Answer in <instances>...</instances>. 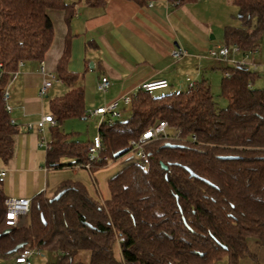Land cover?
I'll return each instance as SVG.
<instances>
[{
    "label": "trees",
    "instance_id": "trees-1",
    "mask_svg": "<svg viewBox=\"0 0 264 264\" xmlns=\"http://www.w3.org/2000/svg\"><path fill=\"white\" fill-rule=\"evenodd\" d=\"M108 1L83 0L93 9L104 8ZM129 1L144 7L153 0ZM169 1L181 6L197 0ZM231 2L239 9L241 25L227 26L224 42L244 55L254 53L264 39V0ZM76 5L64 0H0V159L5 163L14 155L19 127L10 121L4 90L20 62L44 61L55 35L49 11H64L70 26ZM70 40L67 36L56 71L67 85L79 78L67 69ZM224 71L225 108H219L210 82L203 79L182 92L155 96L139 90L128 119L100 125L103 160L92 163L89 172L94 175L126 158L108 180L109 199L93 198L84 184L66 180L53 195L31 199L27 225L9 227L7 197L0 188V257L11 259L29 248L52 254L57 264H73L81 251L90 252V264H215L223 259L240 264L245 258L260 264L249 244L264 247V88L255 87L258 72L248 65H228ZM50 111L57 125L50 133L47 167L87 163L89 142L71 141L59 128L65 120L87 117L83 89L73 87L51 100ZM161 120L182 131L173 141L182 147L154 141L147 146L148 169L126 162L130 141ZM120 151L124 154L115 157ZM64 159L75 162L67 165ZM117 242L120 262L114 254ZM20 244L24 247L9 254Z\"/></svg>",
    "mask_w": 264,
    "mask_h": 264
},
{
    "label": "crops",
    "instance_id": "crops-1",
    "mask_svg": "<svg viewBox=\"0 0 264 264\" xmlns=\"http://www.w3.org/2000/svg\"><path fill=\"white\" fill-rule=\"evenodd\" d=\"M64 2L77 3L75 14L69 26L64 11H49L55 35L43 62L49 73L56 74L67 36H70L67 69L79 78L73 85L55 83L42 99L39 97L43 80L39 73L40 62H26L19 67L9 87V104L12 107L9 116L18 125L19 132L14 137L12 159L8 163L0 159V168L7 172L4 182L0 183L6 197L33 199L41 193L51 196L66 181L51 173L60 169L47 167V149L40 147L41 133L25 128L29 123L34 124L42 117L52 115L51 100L65 95L73 87L82 88L88 114L123 95L137 93L144 82L167 80L168 88H172L173 83L178 85V80L184 76L189 78L190 73L202 75L207 69L204 61L209 59H200L199 56L217 47L212 42L216 36L208 38L212 30H199V17L203 10L212 6L213 0H197L181 6L169 0H153L144 7L129 0H109L102 9L90 8L83 0ZM263 44L264 39L260 48ZM175 49H182L187 55L174 58L171 53ZM232 58L246 62L252 70L254 66L258 69L256 61L250 62V57L242 52ZM209 62L214 64L210 68L216 67V62ZM217 65L221 67V64ZM223 65L226 67L231 64ZM257 69L254 71L257 72ZM102 77H107L111 84L104 93L97 88ZM193 81L198 83L196 79ZM120 109L123 114L128 107L122 105ZM51 129L52 126L47 124L45 136H48V130L50 135ZM49 140L50 137L48 143ZM62 162L69 165L75 161L64 159ZM65 168L75 169L70 166ZM23 224H28V218ZM249 245L260 264H264V247L255 242ZM114 254L120 262L122 255L118 242L114 246ZM240 264H253V261L245 258Z\"/></svg>",
    "mask_w": 264,
    "mask_h": 264
},
{
    "label": "built area",
    "instance_id": "built-area-1",
    "mask_svg": "<svg viewBox=\"0 0 264 264\" xmlns=\"http://www.w3.org/2000/svg\"><path fill=\"white\" fill-rule=\"evenodd\" d=\"M231 51L233 54L240 53V49L237 46H219L214 47L208 50L204 56H199L200 59H210L219 64H231V65H240L246 66L247 63L242 61L238 62L235 59L230 58ZM171 55L174 58H181L187 55V52L182 49H175L172 51ZM23 62H20V67L23 66ZM257 69L254 66L253 70ZM3 65L0 63V78L3 76ZM39 73L42 75V85L39 90V97L44 99L48 94L49 90L55 83H64L61 78L55 73H49L44 65V62L39 64ZM17 76V72L14 74L13 79ZM12 79V80H13ZM12 82V81H11ZM11 82L7 85L3 93V100L6 104V111L10 114L12 107L9 104L10 101V91L9 87ZM189 89H194L197 85L196 82L187 78ZM110 81L107 77H102L97 83V88L100 92H106L110 87ZM169 87L167 80H158V81H148L144 82L139 86V90H144L147 92H155L159 90H164ZM138 90V91H139ZM137 93L123 95L122 97L112 100L101 107H98L95 110L90 111L88 117H97L98 121V130L100 125L105 121H111L114 119H119L122 116L121 106L129 107L136 97ZM12 124H15L13 120H10ZM50 124L52 127L57 125V120L53 115H46L42 117L38 122L32 124L29 123L25 126L27 130H36L41 133L40 147H44L47 150L49 149V143L45 136L46 125ZM181 130L169 125L167 121L161 120L158 121L154 126L146 130L139 139H134L130 141L131 154L133 161L142 166L145 169H148L150 166V159L147 153V146L154 141H165L173 143L177 141L181 136ZM193 140L196 138L193 137ZM102 139L98 131V134L89 142L88 146V161L85 164L77 165L79 169L91 170L92 163L100 162L103 160L102 152ZM7 172L4 169L0 168V183H3L6 178ZM31 199L21 198V197H7L5 200L6 207V225L9 227H21L23 222L26 220L29 212ZM121 241L124 239L121 238ZM42 251L36 249H24L17 256L13 257L8 264H32L31 259L34 257H42Z\"/></svg>",
    "mask_w": 264,
    "mask_h": 264
},
{
    "label": "rangeland",
    "instance_id": "rangeland-1",
    "mask_svg": "<svg viewBox=\"0 0 264 264\" xmlns=\"http://www.w3.org/2000/svg\"><path fill=\"white\" fill-rule=\"evenodd\" d=\"M201 22L199 30H212L209 33L208 38L211 35H215L216 39L212 42L217 45V47L224 46L226 43L224 42V30L226 26H240L241 21L239 19V10L236 6H234L230 0H213L212 6H209L206 10H203L200 17ZM199 28V27H198ZM190 36H192L190 34ZM204 52V51H203ZM208 52L205 51L202 53L204 56ZM239 54V53H237ZM236 56L231 51L230 58ZM241 57V56H240ZM250 57V62H255L258 64V78L255 82L256 88H264V44L260 48L259 51L248 54ZM242 58V57H241ZM234 59V58H232ZM208 60V59H204ZM236 60V59H235ZM210 59L208 61H204L207 69L203 72L202 75H196L190 73V79H196L197 82H201L204 79L208 80L211 85L212 94L214 96L215 101L219 108H225L227 106L226 101L221 97V83L224 78V65L221 64V67L217 65L215 68L214 64ZM237 61V60H236ZM238 62H242L239 60ZM220 65V64H219ZM254 66V65H252ZM193 78V79H192ZM178 85L173 83L172 88H167L164 90L155 91L154 95H162L175 92H182L187 90V79L186 76L182 77L178 80ZM131 111L130 108L123 111L121 120H126L130 117ZM98 118L97 117H87L86 119H68L62 122L59 126L60 130L67 135H70L71 141H78L81 143H88L90 140L94 138L98 134ZM48 136L50 137L49 130L47 131ZM126 158H121L116 162H110L109 165L93 176L87 169H79V168H65L60 170H53L55 176H57L60 180H79L84 184L87 188L89 194L93 198H98L101 201L107 200L110 197L108 180L113 177L118 171L121 170L124 164V160ZM68 160V159H67ZM42 258H32V264H57L56 257L50 253H44ZM37 259V260H35ZM9 259L0 257V264H8ZM90 264V252L89 251H81L75 258V262L73 264ZM215 264H227V260L223 259L221 261L216 262Z\"/></svg>",
    "mask_w": 264,
    "mask_h": 264
},
{
    "label": "water",
    "instance_id": "water-1",
    "mask_svg": "<svg viewBox=\"0 0 264 264\" xmlns=\"http://www.w3.org/2000/svg\"><path fill=\"white\" fill-rule=\"evenodd\" d=\"M164 146H165V147H169V148H181V147H182L181 145L174 144V143H170V142L165 143ZM123 154H124V151H120V152H118V153L115 154V157L122 156ZM222 158H223V159H233V158H236V157H234V156H224V157H222ZM132 160H133V157L130 156V157L126 160V162H129V161H132ZM162 168H163L164 170H167V169H168V167H167L166 165H162ZM62 194H63V192L58 193V194L54 197V199H55V200L59 199V198L61 197ZM9 231H10V229H7L4 233H8ZM23 247H24V245H23V244H20V245L16 246L12 251H10L9 254L16 253L19 249H21V248H23Z\"/></svg>",
    "mask_w": 264,
    "mask_h": 264
}]
</instances>
